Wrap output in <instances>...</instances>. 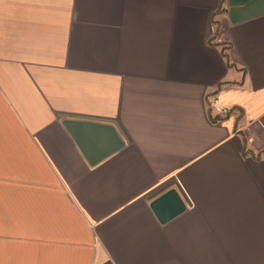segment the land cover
Instances as JSON below:
<instances>
[{"label":"crops","instance_id":"obj_1","mask_svg":"<svg viewBox=\"0 0 264 264\" xmlns=\"http://www.w3.org/2000/svg\"><path fill=\"white\" fill-rule=\"evenodd\" d=\"M257 9L0 0V264H264ZM60 115L127 142L90 167ZM175 184L185 209L160 223L149 204Z\"/></svg>","mask_w":264,"mask_h":264},{"label":"water","instance_id":"obj_2","mask_svg":"<svg viewBox=\"0 0 264 264\" xmlns=\"http://www.w3.org/2000/svg\"><path fill=\"white\" fill-rule=\"evenodd\" d=\"M228 6L230 14L239 7L246 9L251 6L258 7L257 14L264 13V0H241V2L228 0ZM229 18L233 23L231 15ZM59 118H62L63 127L90 167L117 153L127 142L115 120L76 115H60ZM87 134H92V137H88ZM102 135L104 143L101 140ZM88 139L92 141L90 145L85 141ZM96 141H99L98 144ZM174 187L173 190L168 187L157 190L149 204L151 211L160 223H165L178 216L185 209L186 200L176 184Z\"/></svg>","mask_w":264,"mask_h":264},{"label":"built area","instance_id":"obj_3","mask_svg":"<svg viewBox=\"0 0 264 264\" xmlns=\"http://www.w3.org/2000/svg\"><path fill=\"white\" fill-rule=\"evenodd\" d=\"M208 104L210 112L214 115L223 117L228 114V109L220 106L215 98L211 97Z\"/></svg>","mask_w":264,"mask_h":264}]
</instances>
